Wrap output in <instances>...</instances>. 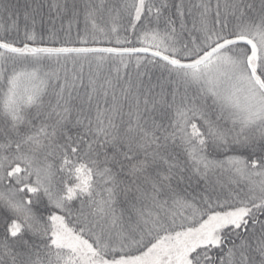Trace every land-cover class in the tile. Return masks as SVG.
Instances as JSON below:
<instances>
[{
	"label": "snow or ice",
	"instance_id": "6c2138e0",
	"mask_svg": "<svg viewBox=\"0 0 264 264\" xmlns=\"http://www.w3.org/2000/svg\"><path fill=\"white\" fill-rule=\"evenodd\" d=\"M0 264H264V0H0Z\"/></svg>",
	"mask_w": 264,
	"mask_h": 264
}]
</instances>
